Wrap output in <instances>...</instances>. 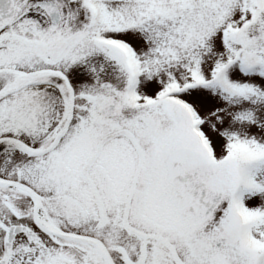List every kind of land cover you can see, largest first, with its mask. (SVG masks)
I'll return each instance as SVG.
<instances>
[{"label":"snow or ice","instance_id":"snow-or-ice-1","mask_svg":"<svg viewBox=\"0 0 264 264\" xmlns=\"http://www.w3.org/2000/svg\"><path fill=\"white\" fill-rule=\"evenodd\" d=\"M0 264H264V0H0Z\"/></svg>","mask_w":264,"mask_h":264}]
</instances>
